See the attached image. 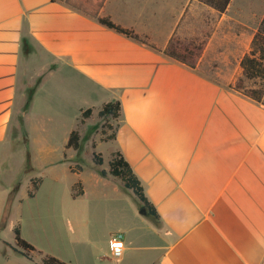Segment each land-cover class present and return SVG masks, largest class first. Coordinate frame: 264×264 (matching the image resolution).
Listing matches in <instances>:
<instances>
[{"label": "crops", "instance_id": "0c3cea01", "mask_svg": "<svg viewBox=\"0 0 264 264\" xmlns=\"http://www.w3.org/2000/svg\"><path fill=\"white\" fill-rule=\"evenodd\" d=\"M197 4L0 0V147L21 148L20 167L28 148L49 162L77 152L65 148L69 133L81 139L103 104H120L108 159L121 153L158 221L138 212L141 202L131 206L107 232V243L123 237L116 264H264V104L234 86L247 50L232 48L235 66L208 44L194 67L165 54ZM104 170L95 181L112 178Z\"/></svg>", "mask_w": 264, "mask_h": 264}, {"label": "rangeland", "instance_id": "374dc122", "mask_svg": "<svg viewBox=\"0 0 264 264\" xmlns=\"http://www.w3.org/2000/svg\"><path fill=\"white\" fill-rule=\"evenodd\" d=\"M262 16L264 0H231L222 14L198 3L186 9L176 36L184 41L205 42L215 54H228V64L235 66L238 57L231 55L232 48L239 47L238 54L248 49ZM217 65L213 63V67ZM36 84L28 85L25 106ZM252 88L264 90V81H243L242 92ZM261 102L264 104V96ZM88 123L82 129L80 148L67 152L65 158L41 160L35 150L28 148V163L23 168L19 166L25 158L21 148L0 147V264H36L45 254L69 264H116L109 257L107 232L126 220L138 199L115 178L95 181L92 172L100 173L104 168L108 171L111 144L104 140L111 133L107 126L114 128V120L95 115ZM17 134L20 137V132ZM93 154L100 155L101 165L93 163ZM51 155L56 157L57 152ZM37 175L40 186L29 197L27 191L31 180L39 178ZM78 180L84 185V194L72 197L70 186ZM16 226L36 250L31 260L14 249Z\"/></svg>", "mask_w": 264, "mask_h": 264}, {"label": "trees", "instance_id": "16d2710c", "mask_svg": "<svg viewBox=\"0 0 264 264\" xmlns=\"http://www.w3.org/2000/svg\"><path fill=\"white\" fill-rule=\"evenodd\" d=\"M200 4H203L210 9L222 14L228 7L231 0H195ZM99 22L106 27L115 30L116 32L123 34L127 37L138 40L137 35L132 30L122 28L108 18H99ZM205 47V42L198 41L195 39L182 40L178 36L174 35L169 40L165 54L181 63H184L190 67H194L197 59L202 55ZM239 67L241 68V76L235 80L234 86L237 90L242 92V83L244 80L253 81L260 80L264 81V16L259 21L257 28L252 34L247 51L241 57L239 61ZM244 93V92H242ZM249 98L262 103L261 99L264 96V90L252 88L244 93ZM30 99H27V103ZM91 115V109L81 111L80 122L83 123L85 119ZM120 115V104L118 101H110L103 104L97 112V116L104 120H117ZM111 133L106 137L104 141H110L115 138V129L110 125L107 126ZM102 133H105L102 131ZM65 148L78 150L80 148V134L78 129H73L68 136V140L65 144ZM93 163L95 165H101L102 159L99 154H93ZM108 174L117 180H119L126 190H130L141 202V208H144L146 214L151 216L156 222L158 216L154 208L149 204L143 195L141 184L137 177L132 172L129 164L125 161L121 153L114 151L110 153V159L108 160ZM72 172V168L69 167ZM101 176H105L107 173L103 170L100 172ZM41 182L40 178L31 180V188L27 191L29 197L34 196L35 191ZM79 189L76 190V187ZM16 190V187L13 188ZM72 197L82 195L83 191L79 181H76L71 187ZM14 233V248L16 252L24 257L25 259L31 260V253L35 252V248L32 244L23 239L20 235L18 226L13 229ZM41 254L40 252H38ZM36 264H69L54 256L45 254L42 255L39 263Z\"/></svg>", "mask_w": 264, "mask_h": 264}, {"label": "built area", "instance_id": "2783aa9c", "mask_svg": "<svg viewBox=\"0 0 264 264\" xmlns=\"http://www.w3.org/2000/svg\"><path fill=\"white\" fill-rule=\"evenodd\" d=\"M108 249L110 259L117 261L122 257L124 242L121 233H114L109 237Z\"/></svg>", "mask_w": 264, "mask_h": 264}, {"label": "water", "instance_id": "95a60500", "mask_svg": "<svg viewBox=\"0 0 264 264\" xmlns=\"http://www.w3.org/2000/svg\"><path fill=\"white\" fill-rule=\"evenodd\" d=\"M142 210H140V214H145V210L143 208H141Z\"/></svg>", "mask_w": 264, "mask_h": 264}]
</instances>
